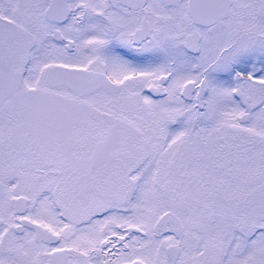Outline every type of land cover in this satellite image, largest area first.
Segmentation results:
<instances>
[{
  "label": "snow or ice",
  "instance_id": "obj_1",
  "mask_svg": "<svg viewBox=\"0 0 264 264\" xmlns=\"http://www.w3.org/2000/svg\"><path fill=\"white\" fill-rule=\"evenodd\" d=\"M0 264H264V0H0Z\"/></svg>",
  "mask_w": 264,
  "mask_h": 264
}]
</instances>
